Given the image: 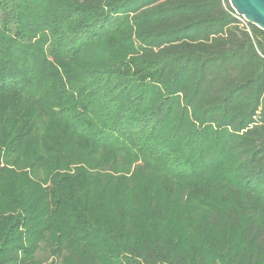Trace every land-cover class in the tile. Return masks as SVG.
Segmentation results:
<instances>
[{
	"label": "trees",
	"instance_id": "16d2710c",
	"mask_svg": "<svg viewBox=\"0 0 264 264\" xmlns=\"http://www.w3.org/2000/svg\"><path fill=\"white\" fill-rule=\"evenodd\" d=\"M0 264H264V30L0 0Z\"/></svg>",
	"mask_w": 264,
	"mask_h": 264
},
{
	"label": "water",
	"instance_id": "95a60500",
	"mask_svg": "<svg viewBox=\"0 0 264 264\" xmlns=\"http://www.w3.org/2000/svg\"><path fill=\"white\" fill-rule=\"evenodd\" d=\"M236 13L264 30V0H229Z\"/></svg>",
	"mask_w": 264,
	"mask_h": 264
}]
</instances>
